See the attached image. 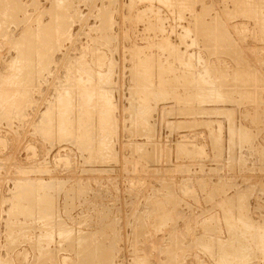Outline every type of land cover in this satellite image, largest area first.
Here are the masks:
<instances>
[{
	"label": "rangeland",
	"instance_id": "rangeland-1",
	"mask_svg": "<svg viewBox=\"0 0 264 264\" xmlns=\"http://www.w3.org/2000/svg\"><path fill=\"white\" fill-rule=\"evenodd\" d=\"M263 19L0 0V264H264Z\"/></svg>",
	"mask_w": 264,
	"mask_h": 264
},
{
	"label": "bare ground",
	"instance_id": "bare-ground-1",
	"mask_svg": "<svg viewBox=\"0 0 264 264\" xmlns=\"http://www.w3.org/2000/svg\"><path fill=\"white\" fill-rule=\"evenodd\" d=\"M256 6H257V4H256ZM188 8V7H187ZM261 12V11H260ZM263 18V17H262ZM264 20V19H263ZM167 47V46H166ZM239 70V69H238ZM72 84V83H71ZM81 89V88H80ZM88 89V88H87ZM92 89V88H91ZM90 90V89H89ZM92 91V90H91ZM90 91V92H91ZM94 91V90H93ZM101 92V91H100ZM94 93V92H93ZM249 93V92H248ZM70 94V93H69ZM92 94V93H91ZM84 95V94H83ZM93 95V94H92ZM97 95V94H96ZM217 95V94H216ZM72 96V95H71ZM107 96V95H106ZM89 98V97H88ZM94 98V97H93ZM84 99V98H83ZM95 99V98H94ZM97 99V98H96ZM99 100V99H98ZM64 102V101H63ZM91 102V101H90ZM111 102V101H110ZM87 103V102H86ZM95 103V102H94ZM15 105V104H14ZM84 107V106H83ZM101 107H103V105L101 106ZM84 109V108H83ZM91 110V109H90ZM97 110V109H96ZM55 111V110H54ZM105 111V110H104ZM92 112V111H91ZM99 112V111H98ZM106 113V112H105ZM68 114V113H67ZM96 114V113H95ZM108 114V113H107ZM112 115V114H111ZM79 117V116H78ZM63 118V117H62ZM72 118V117H71ZM78 119V118H77ZM98 120V119H97ZM93 121H94V119H93ZM110 121H111V119H110ZM78 122V121H77ZM48 123V122H47ZM64 123V122H63ZM81 123V122H80ZM57 124H59V123H57ZM79 124V123H78ZM82 124V123H81ZM70 126V125H69ZM58 128V127H57ZM102 128H104V127H102ZM106 128V127H105ZM62 130V129H61ZM115 130V129H114ZM51 133V132H50ZM84 143V142H83ZM108 150V149H107ZM40 203V202H39ZM31 206H33V205H31ZM29 207V206H28ZM26 208V207H25ZM29 211V210H28ZM31 212V211H30ZM68 235V234H67ZM70 235V234H69ZM67 237V236H66ZM68 238V237H67ZM51 239V238H50ZM262 240H264V239H262ZM263 242L262 241H260V244H262ZM239 246H241V245H239ZM241 251V250H240ZM226 253V252H225ZM225 253H224V255H223V258H222V260H223V264H228V261L230 260H228V258L229 257H227L226 255H225ZM229 256V255H228ZM231 258H233V257H231ZM89 260V259H88ZM231 261V260H230ZM229 261V264L231 263Z\"/></svg>",
	"mask_w": 264,
	"mask_h": 264
}]
</instances>
